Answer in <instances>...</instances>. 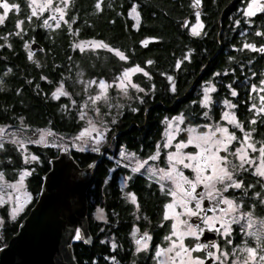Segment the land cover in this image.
I'll use <instances>...</instances> for the list:
<instances>
[{
  "label": "trees",
  "instance_id": "16d2710c",
  "mask_svg": "<svg viewBox=\"0 0 264 264\" xmlns=\"http://www.w3.org/2000/svg\"><path fill=\"white\" fill-rule=\"evenodd\" d=\"M231 1L202 0L200 6L193 8L192 0H100L97 11V0H69L57 26L43 27L41 18L30 15L26 0H6L17 4L18 10H10L3 28L0 125L21 124L30 130L49 131L61 139H70L83 125L84 105L93 115L91 97L100 80L114 82L126 68L143 69L131 78L143 91L131 90L129 99L122 100L111 90L105 104L97 103L99 116L109 125L99 148L101 154L70 150L80 168L92 166L102 158L87 190V221L92 243L72 242L77 264H150L145 257L133 255L132 227L137 226L140 231L155 230L154 241L158 242L168 231L167 224H161L167 194L160 192L155 183H149L142 173L135 174L117 161L125 164L124 153L141 159L156 153L164 128L173 117L179 116L184 125L202 129L208 122L205 113L217 122L226 100L235 105L233 113L241 129L250 133L257 145L264 143V114L257 111L261 106L259 98L264 96V91H258L264 78V53L244 47L251 44L259 49L264 45V13L250 19L236 15L237 8L245 1L237 0L222 15L219 32L218 19ZM133 3L139 21L129 16ZM196 13L203 27L199 35L193 36L189 25L197 19ZM17 20L21 22L20 31L15 26ZM257 32L262 34L257 36ZM33 41L42 46L41 51L32 53L25 47ZM87 41L103 42L127 59L121 60L106 48L85 47L82 51L80 43ZM203 68L204 72L189 90ZM207 83L213 85L214 91L207 107H203L200 88ZM61 87L67 94L53 99L52 93ZM232 91L236 92L235 96ZM181 98L182 101L176 102ZM253 120L255 123H250ZM1 145L0 174L13 180L21 168L27 169L25 184L31 201L13 220L6 208L0 207L3 221L0 249L17 233L35 205L50 161L58 155L52 147L28 145L27 154L36 159L24 163V154L16 145L9 142ZM163 154L161 165H164ZM244 169L234 172L241 188H230L227 195L241 203L242 212L250 211L264 219V205L259 203L264 199V181L253 176L252 169L246 165ZM126 176L129 177L127 188L122 190L119 180ZM129 192L136 197V208L125 198ZM97 208L104 211V222L93 219ZM241 231L240 226L233 224L230 250L244 243L256 250L255 240L243 236ZM219 244H224L223 239L219 238Z\"/></svg>",
  "mask_w": 264,
  "mask_h": 264
},
{
  "label": "snow or ice",
  "instance_id": "6c2138e0",
  "mask_svg": "<svg viewBox=\"0 0 264 264\" xmlns=\"http://www.w3.org/2000/svg\"><path fill=\"white\" fill-rule=\"evenodd\" d=\"M64 8H66L69 4V0H62ZM33 4H37L39 11L42 13L46 9L51 10L50 6L53 4V0H43L42 3H38V0H29V8H32ZM200 5V0H192L191 6L193 8H197ZM96 10H100V0H97L95 5ZM136 4L133 3L131 8L129 9V16L133 17L137 21H139V13L136 11ZM0 9L3 10V14H0V24H2L5 20V17L10 12V10L16 9L18 10V5L15 3H8L6 0H0ZM55 12L59 14L60 19L64 17L63 8L57 6L55 7ZM258 12H264V3L261 0H247V6L243 10L244 16L251 17L256 15ZM31 14L33 16L37 15L35 9H32ZM197 19L196 23L192 26L190 32L191 35L197 36L199 35V28H202L203 25L199 20V13H196ZM51 19V17H50ZM44 24L47 26L48 21L45 20ZM16 28L19 30L21 28V22L19 20L16 21ZM136 25L134 24L133 27ZM261 32H257L256 35H261ZM143 43V42H142ZM83 44V42H81ZM95 47L106 48L110 52H115V55L118 56L121 60H126L127 58L118 50H114L110 48L108 45L103 42L96 41L94 42ZM27 47V45H25ZM76 47V45H74ZM245 48L250 50L259 51L264 53V46L259 49H254L253 45L246 44ZM83 51V48L81 47ZM29 58H31L29 56ZM187 59V56H185ZM147 63H151L148 61ZM177 66H179V62H177ZM135 72H143V69L138 66H133L130 68H126L119 76L115 78V86L120 89L125 95H127V86H130L132 89L136 91H143L140 89L135 83H132L130 80V74ZM145 76L148 75L147 72L143 73ZM44 79V77H41ZM171 81V77H168ZM126 82V83H125ZM261 84H264V80L261 81ZM111 85L105 84L103 80L99 82V93L96 96L91 97L92 104L95 105L96 101L106 98L107 88ZM174 91V89H173ZM214 91V89L209 86L204 89V97L200 100V104L203 107H207L209 103L208 93ZM66 95L61 88H57L55 92L52 93V98L56 99L57 95ZM233 96L236 95L235 91L231 93ZM261 100H264V97H261ZM224 104L227 108L235 107V105L230 104L228 101H224ZM255 107V106H253ZM133 112L136 109H132ZM258 112L264 113V104H261L260 108L257 109ZM222 119L228 120L229 123L233 124L234 127L240 128V124L236 121L234 115L230 113H225ZM173 120L177 122L176 127L179 130V122L181 117H173ZM115 123V121H113ZM169 128L172 127V121H168ZM250 123H255V120L250 121ZM91 127V125H90ZM95 130V129H93ZM3 129H0L2 132ZM188 140L186 142H180L175 145L176 151L169 152L167 155L168 161V169L165 172L164 170H160V175L157 178L158 182L163 181L165 179L171 181V187L167 190L166 194L172 198L170 203H166L164 205V220H168L169 211H172V224H171V233L164 237V240L168 242V247L161 248L159 245L156 247V252L153 259L156 261V264H204V260L211 258L213 264L216 261H220V264H223V260L220 258L223 257L227 259V256L224 252H220L217 255L216 252L207 251V247L216 248V244L212 243L209 246H205L200 243H196L193 246L189 247L183 243V238L185 236L193 237L196 241L200 240L201 233L205 231V229L209 232L216 231L221 236H229L232 232L230 223H239L241 216H243L247 222L248 228H252L253 224L256 223L253 220V214L249 212H241L240 205L234 203L232 199H228L222 195L223 192H226L228 188L240 189L241 183L233 178V171L244 169V164H248L249 167H254L252 175L259 177L261 180H264V143H261L259 148L255 146V144L251 141L250 133H244L243 140L240 143V147L236 149L235 159L240 161L238 165H232V170H229L228 166L231 164V161L227 159V156L220 155L221 152H227L228 145L232 143L236 137L228 131L227 128L216 126L215 131L209 133H201L197 134L194 128H190L187 130ZM217 133H219V137L217 138ZM51 134V133H49ZM86 135V131H82L76 139H80L81 137ZM103 133L98 132L96 137L94 138V145L99 143L102 139ZM174 138L172 133H168L167 139L164 141L163 147L165 149L168 148L171 140ZM43 139V135L41 136V140ZM193 145L196 149L194 153H182V149L187 147L188 145ZM2 147V145H0ZM23 147V144L20 145ZM159 148V144L157 145ZM251 149L253 152H259L260 162L256 165L252 164V160L249 157V154L245 149ZM63 150V149H61ZM93 151H97V148L94 146ZM128 157H133L132 153L127 154ZM159 155V152L154 153L152 156L148 157L149 160H155ZM33 160L36 159L35 156L32 157ZM182 166L185 169H189L193 173L192 179L186 177L177 166ZM144 166V163L141 161L136 162V166L131 170L132 172H138L141 167ZM247 171V169H244ZM23 173L21 174L20 180H23ZM0 181H3V176L0 175ZM19 183V181L17 182ZM198 186L203 187V191L197 194ZM248 187L251 188L252 184H248ZM161 191L164 192V186L161 185ZM127 197L131 203L136 204V197L133 193H127ZM207 199L209 201L208 212H211L212 215H201L202 213V200ZM261 205H264V199L259 201ZM192 205L191 207L189 205ZM220 205H224L225 207H220ZM179 207L180 211L176 212L175 208ZM17 211H19V207H17ZM240 212V215H233L234 213ZM180 217H184V219H180ZM196 217L200 220V222L204 225L203 228L198 226H193L188 222V218ZM227 217V219H225ZM99 218H103L102 216ZM219 224L220 227L216 228L215 225ZM260 231L248 233L245 232V235L251 236L257 243V247L261 248V251L264 252V248L261 247V241L264 240V219L259 221ZM182 226V227H181ZM136 229L133 228V236L135 237ZM79 233H77V237ZM172 237H175L173 240ZM151 237L148 236L147 232L144 233L140 239H134V243L137 245L136 252H140L142 250L147 249L148 241ZM227 243L231 244L232 241L229 239ZM115 247V245H113ZM201 249H205L206 255L201 257L194 256V252H200ZM235 251V249H234ZM240 251L246 253V257L241 260H233L232 264H254L256 259V251L251 247H242ZM171 253V255H167ZM167 256V260L157 259L158 257ZM260 262L264 264V254L259 256Z\"/></svg>",
  "mask_w": 264,
  "mask_h": 264
},
{
  "label": "rangeland",
  "instance_id": "374dc122",
  "mask_svg": "<svg viewBox=\"0 0 264 264\" xmlns=\"http://www.w3.org/2000/svg\"><path fill=\"white\" fill-rule=\"evenodd\" d=\"M26 1L28 3V6H29V0H26ZM42 2H43V0H38V3H42ZM261 2L264 3V0H261ZM57 6L63 8L64 12L67 9V7L64 8L62 0H53V4H52V6H50L51 10L46 9L44 12L41 13L39 11V8H38L37 4H33L32 8L31 9L29 8V12H30V15L32 17L41 18V25L43 27H55L59 23V20H62V19H60L59 14L56 13L55 10H54L55 7H57ZM246 6H247V0L242 2V4L237 8L235 14L243 16L244 18H246L244 16V14H243V10H244V8ZM32 9L36 10L37 15L33 16L31 14ZM2 13H3V10H2ZM260 13H264V12H258V13H256V15L260 14ZM254 16L247 17L246 19H250V18H252ZM50 17H51V19H50ZM45 20L48 21L47 26L44 24ZM195 23H196V20L192 24L189 25V32H190L192 26ZM20 29L18 31H20ZM201 30H202V28L198 29L199 33L201 32ZM94 42L95 41L83 42V44L80 43V46L82 48L87 47V48H91V49H95V50L99 49L100 47H95L94 46ZM30 44H31V42L26 43V45H27L26 48L27 49L29 48ZM133 74L134 73L130 74V80H131ZM263 80H264V78H263ZM105 84L111 85L110 87L107 88L106 98H102V99L96 101L95 105H93L92 101H91L90 105L93 106V110H94L93 115H91L90 112L86 111L87 109L85 108V105L83 106V111H82V114H81L82 115L81 117H82V119L84 121L83 125H82L81 129L73 137H71L70 139H61L57 135H54L53 133H51L49 131L30 130V129L26 128V127L20 126L21 124H17V126L0 125V129H3V131L0 132V145L2 143H5V142H9L11 144L16 145L22 151V153L24 154V158H23L24 163H31L33 161V159H32L33 156H31L30 154H27V151H26V146H28V145L41 146V147H52L57 154L68 153V152L70 153V150L91 151L93 153L101 154V151H99V148H100V146L103 144V142L105 140L106 132H107V129H108L109 125L104 124L103 123V117L99 116L97 103L105 104L107 99H108V94L110 93L111 90H114L115 93L117 94V97L122 99V100H128L129 99L130 94H131V90L136 91L135 89H132L130 86H127V95H125L123 92L120 91V89H118L115 86V81L114 82H110V83L105 82ZM98 85H99V82L96 85V93L94 94V96H96L99 93V91H100ZM209 86H211L214 89V87H213V85L211 83H209V84L207 83L205 86L200 88L201 95L203 97H204V89L209 87ZM258 91L260 93H262L264 91V84L260 83V87L258 88ZM211 93L212 92H209L208 96H210ZM261 97H264V96L261 95L260 98H259L261 104H264V100H261ZM206 112H207V110H206ZM225 113H230V114L234 115L233 107L232 108H227L225 106V110H223L221 112L219 120L217 122H213L211 120V117L208 114V112L205 113V116H206V119L208 120V122H207L206 125H204L202 127V129L200 127H198V126H194L193 127V126L184 125L183 124V119L181 118V120L179 122V130H178L177 127H176L177 122L174 121L173 118H172V119L169 120V121H172V127L169 128L168 123H167L166 127L164 128V131H163V134H162L161 144L159 145V148L156 151V152H159V155L156 157L155 160H149L148 158L141 159V158H138L134 154H133V157H128V155L126 153H124L123 158L125 160V164L120 162V161H117V163L120 166H122V167L124 166L127 169L131 170L133 167L136 166V162L137 161H141L142 163H144V166L141 167L138 172H135V174L136 173H142L141 175H143L148 180L149 183H155L157 185V187H158L160 192H162L161 191V185L164 186V189L167 192V190L171 187V181L165 179L163 181H159L158 182L157 178L160 175V170L161 169L164 170L165 172L168 169V161H167L168 153L176 151L175 145L177 143L186 142L188 140V135H189V133L187 131L188 129L194 128L197 134H201V133L213 132V131H215V127L216 126H220V127L227 128L228 131L230 133H232L236 137V139H234L232 141V143L228 145L227 152L219 153L220 155L227 156V159L229 161H231V164H229L228 168H229V170H232V165H238L240 163V161L235 159V156L233 154L235 153L236 149L240 147V143L243 140L244 133H247V132L243 131L241 129V127L240 128L234 127V125L229 123L228 120L222 119L221 117L224 116ZM236 121H237V119H236ZM90 125H91V127H90ZM93 129H95V130H93ZM82 131H86V135L81 137L80 139H76V137L79 136V134ZM98 132H102L103 136H102L101 141L94 145L93 141H94V138L96 137ZM49 133H51V134H49ZM168 133H172L174 138L171 140V143L169 144L168 148L165 149L163 147V144H164V141L168 137ZM237 133H239V134H237ZM42 135H43V139L41 140V136ZM218 137H219V133H217V138ZM251 141L255 144V146L257 148H259L260 145H257L255 143V141L253 140L252 136H251ZM21 144H23V147H20ZM94 146L97 148V151H93L92 150ZM61 149H63V150H61ZM181 151H182V153H194L196 151V149H195V147L193 145L189 144L187 147L183 148ZM245 151L248 152L249 157L251 158L253 165L258 164L260 162V159H264V158L257 159V157H259V152H253L251 149H247V148L245 149ZM163 152H164V154H163ZM122 154H123V151H122ZM162 154L164 155V162H163L164 165L160 164V157H161ZM244 165H246V167L250 168L247 163L244 164ZM177 168L186 177H188L189 179H192L193 173L189 169H185V168H183L182 166H179V165L177 166ZM250 169H252V172L255 170L254 167H251ZM131 172H132V170H131ZM234 172L235 171H233V178H234ZM22 173L24 175H23V180L21 181L20 177H21ZM0 175H2V174H0ZM28 175H29V171L27 169H24V168H21V170H19V172H17V174L15 175V178L13 180H8L2 175L3 176V181H0V207L4 206L6 208L9 218L12 219V220L15 219L16 217H18L20 214H22L25 211V209L27 208V206L30 203V201H31V195H30L29 191L27 190L26 184H25V181H26ZM128 179H129V177L126 176V177H123V178H121L119 180V185L122 188V190H125L127 188V180ZM18 181H19V183H17ZM200 187H202V186H198L197 190ZM202 189H203V187H202ZM229 189L230 188H228V190ZM231 189H234V188H231ZM228 190L226 192H223L222 195L224 197L228 198V199H232L234 201V203H237V204H239L241 206V203L237 202L236 198L227 195ZM166 196H167V198H166L165 202L163 203V208H162V218H161L162 219V223L161 224L162 225L163 224H167L168 231H167L166 234H164L163 236L160 237L159 243L155 244V245H153L151 247V243H150V240H149L147 249L142 250L140 252H136L137 245L134 243V239H136V234H135V237L132 236V241H133L134 246H135V254H134L135 257L138 258L139 257L138 254L147 253L150 250V252H149V254H150L149 256L151 257L150 264H156V261L153 259V257L155 255L157 245H159L161 248L168 247V242L164 240V237L171 233L172 211L171 210L169 211V217L170 218L168 220H164L163 216H164V212H165L164 205L166 203H170L172 198L170 196H168V195H166ZM125 198H126L127 202H129L130 204L134 205V207L136 208L137 202H136V204L131 203L130 200L128 199L127 195H126ZM201 204H202V202H201ZM189 206L191 207L192 205L190 204ZM17 207H19V211H17ZM223 207H225V206H223ZM240 210H241V207H240ZM175 211L176 212L180 211L178 206L175 208ZM211 215H212V213L209 212V216H211ZM233 215H240V212L234 213ZM101 216L103 217L102 219L99 218ZM93 219L96 220V221H99V222H104L105 221V213H104V211L102 209H100V208H97L95 210V212L93 213ZM180 219H184V217H180ZM189 219L190 218H188V221H189ZM225 219H227V217H225ZM253 220H255L256 223L253 224L252 228H248L247 222H246V220H245V218L243 216H241V219H240L239 223H230L229 226L232 229L233 224L238 225V226L241 227V230H242L241 234H243V236L251 237V236L245 235V232H248V233L257 232V233H259V231H260L259 221L261 220V218H257L255 216H253ZM2 224H3V221L0 218V227H1ZM217 225H218L217 228H219L220 225L219 224H217ZM197 226L201 227V228L204 227V225L202 223L197 225ZM215 227H216V225H215ZM77 233H79L78 237H77ZM218 236H219V238L223 239L224 244L216 243V248H211L210 251L211 252H216L217 255H219L220 252H224L226 254V256H227V259H224L223 257L220 258L221 260H223V264H232V261L234 259L239 262V261L243 260L246 257V253L243 252V251H240V249L242 247H248L245 243H244V245L242 247L240 246V247L234 248L235 251H234V249L230 250L229 247L231 245H233V244H229V243H227V241L231 238V233L229 234V236H226V237L225 236H221L219 234H218ZM251 238H253V237H251ZM172 239L174 240L175 237H172ZM76 240L83 241L82 240V235H81V233L79 231L76 232V235H75V237L73 239V242L76 241ZM230 240L232 241V239H230ZM183 243L186 246L191 247L194 244L198 243V241H196L193 237L185 236L183 238ZM262 245H264V243L261 242V247L264 248V246H262ZM255 251H256L257 255H256V259H255L254 264H262V262H260V260H259V256L264 254V252H262L261 248H258V247H257V249ZM167 255H171V253H169ZM193 255L197 256V257H201L203 259V256L206 255V254H203L202 249H201L200 252H194ZM157 259L167 260V256L158 257ZM215 264H220V261L219 260L216 261Z\"/></svg>",
  "mask_w": 264,
  "mask_h": 264
},
{
  "label": "water",
  "instance_id": "95a60500",
  "mask_svg": "<svg viewBox=\"0 0 264 264\" xmlns=\"http://www.w3.org/2000/svg\"><path fill=\"white\" fill-rule=\"evenodd\" d=\"M236 2L237 0H232L223 9L218 19L219 28L222 15ZM28 49L36 53L42 50V46L33 41ZM203 72L204 68L189 90L194 87ZM182 100L183 98L176 102ZM101 160L100 157L92 166L80 168L68 152L60 153L50 161V169L43 178L41 192L35 205L20 223L17 233L0 249V264H77L72 252L76 232L81 233L86 245L92 243L87 221V190L92 184L94 170ZM201 191L202 187L197 190V194ZM208 206L209 201L204 200L201 215L208 214ZM188 222L193 226L201 223L196 217L190 218ZM218 242L216 231L207 230L201 234L198 241L205 246ZM210 250L211 247H207V251ZM202 252L206 254L205 249H202ZM212 263L211 258L204 260V264Z\"/></svg>",
  "mask_w": 264,
  "mask_h": 264
},
{
  "label": "flooded vegetation",
  "instance_id": "af4514ba",
  "mask_svg": "<svg viewBox=\"0 0 264 264\" xmlns=\"http://www.w3.org/2000/svg\"><path fill=\"white\" fill-rule=\"evenodd\" d=\"M0 14H3L2 13V10L0 9ZM4 22H5V20H4ZM4 22L2 23V24H0V49H2L3 47H4V34H3V28H4ZM202 191H203V189H202ZM205 200H207V199H205ZM204 201V200H203ZM202 201V202H203ZM224 206V205H223ZM223 208V207H222ZM207 215H209V212H208V214ZM201 224V223H200ZM217 227H218V225H216ZM133 228H135L136 229V238L138 237V236H143L144 235V233L145 232H147V234H148V236L149 237H151V239H150V243H151V247L153 246V245H155V244H158L159 243V241L157 242V241H154V232H155V230H153L152 232H149V231H147V230H143V231H140L139 230V228L137 227V226H133L132 227V232H131V238H132V236H133ZM216 234H217V232H216ZM218 235V234H217ZM230 239H232V234H231V238ZM219 243V242H218ZM132 245H133V255L135 254V246H134V243H133V241H132ZM149 252H150V250L147 252V253H140V254H138V256H143V257H145L146 258V260L148 259V262L150 263V260H151V257L149 256L150 254H149ZM135 256V255H134ZM149 256V257H148ZM134 264H138L137 262H135Z\"/></svg>",
  "mask_w": 264,
  "mask_h": 264
},
{
  "label": "bare ground",
  "instance_id": "6f19581e",
  "mask_svg": "<svg viewBox=\"0 0 264 264\" xmlns=\"http://www.w3.org/2000/svg\"><path fill=\"white\" fill-rule=\"evenodd\" d=\"M204 254V253H203ZM75 259V258H74Z\"/></svg>",
  "mask_w": 264,
  "mask_h": 264
}]
</instances>
